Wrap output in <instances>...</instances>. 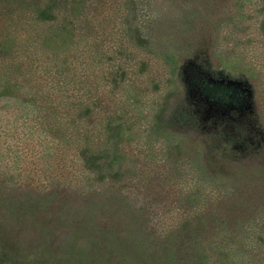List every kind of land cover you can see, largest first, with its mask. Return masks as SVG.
<instances>
[{"label": "trees", "instance_id": "obj_1", "mask_svg": "<svg viewBox=\"0 0 264 264\" xmlns=\"http://www.w3.org/2000/svg\"><path fill=\"white\" fill-rule=\"evenodd\" d=\"M247 1L255 5L249 17L234 11L230 20L239 17L242 24L246 16L264 39V0ZM151 2L0 0V100L23 104L0 116L18 133H49L57 151H70L81 194L72 219L55 214L35 223L36 232L23 242L8 238L0 264H264V159L234 164L200 137L167 133L194 124L179 105H169L175 93L165 94L151 113L134 109L145 100L141 89L125 83L127 56L135 54L126 50L143 54L137 73L144 72L148 55H158L176 82L174 61L184 50L181 37L168 42L157 24L153 30L144 10ZM108 28L115 32L110 38L118 34L116 43L107 41ZM166 134L173 136L167 140ZM140 141L157 144L172 162L186 161L180 172L193 180L175 212L150 228L124 190L132 187L133 171H143L130 151ZM24 213L5 216L1 225L13 229L10 222ZM14 227L29 231L21 222Z\"/></svg>", "mask_w": 264, "mask_h": 264}, {"label": "rangeland", "instance_id": "obj_2", "mask_svg": "<svg viewBox=\"0 0 264 264\" xmlns=\"http://www.w3.org/2000/svg\"><path fill=\"white\" fill-rule=\"evenodd\" d=\"M150 1V7L142 9L146 13L150 11L153 30L157 24L163 31L162 38L168 42V37H181L179 43L184 50L179 51L174 61L178 82L171 74V66L158 55H148L144 72L137 73L136 60L143 54L130 48L126 50L135 54L127 56L130 61L125 65V83L141 89L145 100L135 106L136 113L138 109L151 113L165 94L175 93L173 99L177 101L171 100L169 105H179L181 111L193 116L194 124H188L186 131L172 129L167 133L200 137L202 142L212 146V153L217 157H228L234 164L254 165L262 161L264 39L257 37L252 20L247 19L255 5L247 0ZM242 10L247 16L242 24L236 23L239 17L230 20L236 16L234 11ZM111 12L109 10L108 14L114 18ZM114 21L117 23L116 19ZM116 28L117 24L114 30ZM110 33L115 32L110 28L104 32L107 41L116 43L118 34L112 35V40ZM153 84L158 85L157 91H152ZM22 105L19 99H2L0 112ZM6 119L0 116V127H4L0 131V216L3 217L0 248L10 243L8 238L12 239L13 235L22 242L31 237L36 232L34 224L43 223L50 216L56 214L72 219L75 214L72 207L81 198L80 189L72 180L77 172L71 163L70 151H57L49 140V133L45 136L43 133H18ZM137 136L132 137L133 141L138 140ZM172 136L166 134L165 138L169 140ZM214 142L216 145H211ZM158 147L143 141L130 146V151L138 154L137 168L143 171H133L134 177L129 178L133 179L129 180L132 187L124 190L128 189L125 193L131 202L139 204L144 212L143 226L146 228L154 226L160 217L173 214L179 206L178 200L185 196L187 185L193 183L180 172L187 168V162L166 159ZM142 151L146 157L142 158ZM23 210V220L10 222L13 229L1 225L6 221L5 216L15 219ZM79 218L85 221V212ZM16 222L24 223L29 231H17Z\"/></svg>", "mask_w": 264, "mask_h": 264}]
</instances>
